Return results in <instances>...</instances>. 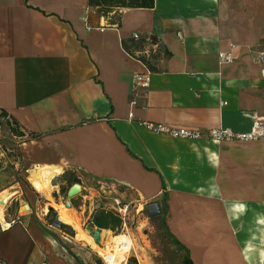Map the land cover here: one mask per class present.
I'll return each instance as SVG.
<instances>
[{
	"label": "crops",
	"instance_id": "obj_1",
	"mask_svg": "<svg viewBox=\"0 0 264 264\" xmlns=\"http://www.w3.org/2000/svg\"><path fill=\"white\" fill-rule=\"evenodd\" d=\"M134 31L157 36L163 52L131 105L143 70L124 50ZM219 52L233 61L220 63ZM259 52L264 0H0V112L18 126L21 135L9 134L29 181L39 166L70 176L88 198L137 205L163 203L166 192L169 233L194 264H264V141L177 140L140 125L248 131L264 119ZM32 187L0 167V258L96 264L84 242L47 221L52 204Z\"/></svg>",
	"mask_w": 264,
	"mask_h": 264
},
{
	"label": "rangeland",
	"instance_id": "obj_2",
	"mask_svg": "<svg viewBox=\"0 0 264 264\" xmlns=\"http://www.w3.org/2000/svg\"><path fill=\"white\" fill-rule=\"evenodd\" d=\"M9 131L5 120L0 121V167L6 165L9 169L13 170L14 180L18 181L23 186L30 185L34 187L33 182L38 179V177L45 182L48 177L50 178L49 175L51 174L43 176V173L40 172L41 167L38 166L34 167L30 173V183L28 173L24 171V167L20 166V154L17 143L12 139L9 134L11 131ZM56 170L57 169H52L51 171L55 172ZM56 175L55 173V176ZM56 177L54 185L51 186L50 182H48V190L45 193L38 192L35 187V189L32 187L43 199H45V201L51 202L52 204V210L50 209L51 211L48 212L47 221L52 224L55 218L61 219L59 214L60 207L63 209H70L75 213L79 219L78 225L65 222L61 219L64 225L60 229H62L68 237H74L76 242H84L83 244L80 243L81 246L90 252L96 264H103L97 252L104 251L102 249L105 247L104 242L106 239L110 241L113 236L120 233L131 237L136 246L139 259L133 249L130 251V254L126 256L125 261H120L121 256H119L117 252L107 250L106 252L115 254V262L118 261L119 264H124V262H126V264H133L131 259H129L130 257H134L137 264H183L182 258L184 256V251L176 247L172 241V237L169 235V229L165 222L167 210L163 209L164 204L161 202V199L155 200L159 202L161 208L160 214L155 216L147 214L146 209L142 208L144 207L143 203H138L136 205V203L133 202L130 213L132 215L131 217H134V219L127 224V229H122L121 224L115 228L109 226L105 229H101L99 241L95 242L92 238L91 231L98 227L94 225L90 227V224H92V217L95 213L94 210L106 209L112 206L115 196L105 197L106 195L102 193L98 196L95 191H91V193H89L90 198H88L82 193H77L71 198V202L74 200L75 205H82V207H75L74 211L72 208L65 205V202L68 200L66 191L73 182L72 178L68 175H63L61 177L58 175ZM141 208L142 210L140 212L136 211ZM1 210L3 213L0 204V211ZM77 235L80 236L78 237Z\"/></svg>",
	"mask_w": 264,
	"mask_h": 264
},
{
	"label": "built area",
	"instance_id": "obj_3",
	"mask_svg": "<svg viewBox=\"0 0 264 264\" xmlns=\"http://www.w3.org/2000/svg\"><path fill=\"white\" fill-rule=\"evenodd\" d=\"M103 27H100L99 30H103ZM131 44L129 47H125L124 50L127 56L133 58L143 66V70L136 72L133 75V86H132V96L130 104L135 103V99L138 96L145 95L148 91L150 85V79L152 75L151 65L154 60L157 59L159 55L162 54L163 50L161 47V42L159 38L152 34H141L137 31H134L130 34ZM218 58L220 63H230L233 61L232 57L225 53L219 52ZM256 61L264 62V52H259L256 57ZM225 102H221L223 105ZM128 118H132V113L128 114ZM6 119V118H4ZM140 125L143 126L148 131L169 136L177 140H199V139H208L214 142H252V141H264V119H259L253 122L251 128L248 131H234L229 128H214L210 127L207 129H193V128H179L162 123H156L152 121H142ZM160 204L157 201H149L144 203L143 209H146L148 214V209L151 205ZM133 205L132 201H122L118 198L114 199V204L104 209L116 217L119 218L122 229H127V224L132 222L134 217H131L130 209ZM137 211V210H136ZM161 211V208H160ZM12 222V221H11ZM9 223L4 224L8 226ZM103 264H110V257L107 254L97 252ZM0 264H8L0 258ZM42 264H51L48 260L43 261ZM126 264V262H124Z\"/></svg>",
	"mask_w": 264,
	"mask_h": 264
},
{
	"label": "trees",
	"instance_id": "obj_4",
	"mask_svg": "<svg viewBox=\"0 0 264 264\" xmlns=\"http://www.w3.org/2000/svg\"><path fill=\"white\" fill-rule=\"evenodd\" d=\"M89 5L93 7H137V8H151L153 6V0H88ZM4 113L0 112V121L4 120ZM6 125L8 126L11 133L14 135H21L16 122L5 120ZM167 194L163 192L162 200L163 204L166 207ZM52 210V208H51ZM120 224V220L114 214L104 210L98 209L95 211L92 217V225L98 227L99 229H105L109 226L115 228ZM173 243L177 248H180L184 251V256L182 258L183 264H194L191 258L189 257V251L185 248L177 239H175L171 234ZM133 264H137L134 257H130Z\"/></svg>",
	"mask_w": 264,
	"mask_h": 264
},
{
	"label": "bare ground",
	"instance_id": "obj_5",
	"mask_svg": "<svg viewBox=\"0 0 264 264\" xmlns=\"http://www.w3.org/2000/svg\"><path fill=\"white\" fill-rule=\"evenodd\" d=\"M51 170L52 169L48 170L47 173H44V169L43 168L40 169V172L43 173V176H45L46 174H51V175H49L50 178L48 177V179H46L45 182H43L40 177H38V179H36L33 182V185H34V187L36 188V190L38 192H43V193L47 192V190H48V185H47L48 182H50L51 186L54 185V183L56 182V176H54V175H55V172L57 170L55 172H52ZM0 212L2 213V210ZM59 214H60L61 219L63 221L71 222V223H74L75 225H78V223H79L78 220L79 219H78L77 215L75 213H73L70 209H63L62 207H60L59 208ZM104 244H105V247H104V249H102L104 251H101L100 253L109 255L110 264H115V263L119 264V262L118 261L115 262V254H112V252H106L107 250H111V251L117 252L118 255L121 256L120 261H125L126 260V256L130 254V251L132 249H134V251H135V249H136V246H135L133 240L131 239V237L126 235V234H123V233H120V234H118L116 236H113L110 241H107V239H106ZM136 252H137V250H136ZM137 257L139 259V255L138 254H137Z\"/></svg>",
	"mask_w": 264,
	"mask_h": 264
},
{
	"label": "water",
	"instance_id": "obj_6",
	"mask_svg": "<svg viewBox=\"0 0 264 264\" xmlns=\"http://www.w3.org/2000/svg\"><path fill=\"white\" fill-rule=\"evenodd\" d=\"M57 178V177H56ZM77 193H80V186L78 183H75L74 185H72L67 191H66V197L68 198L67 202H66V206L67 207H71V203L69 201V199H71L74 195H76ZM55 195V194H54ZM148 214L150 216H155L160 214V208L158 206V204H153L149 207L148 209ZM52 225L54 227L57 228H62L63 227V222H61L58 218H55L52 222ZM90 227H93L92 224H90ZM100 233H101V229L99 228H94L91 231V235L92 238L94 239L95 242L99 241L100 238Z\"/></svg>",
	"mask_w": 264,
	"mask_h": 264
},
{
	"label": "clouds",
	"instance_id": "obj_7",
	"mask_svg": "<svg viewBox=\"0 0 264 264\" xmlns=\"http://www.w3.org/2000/svg\"><path fill=\"white\" fill-rule=\"evenodd\" d=\"M239 207H240L241 209H243L244 206H243V205H240ZM261 259L264 260V252H261Z\"/></svg>",
	"mask_w": 264,
	"mask_h": 264
}]
</instances>
